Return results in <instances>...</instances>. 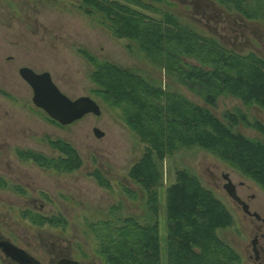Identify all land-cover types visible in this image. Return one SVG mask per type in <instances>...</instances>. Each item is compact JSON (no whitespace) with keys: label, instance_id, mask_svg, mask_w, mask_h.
I'll return each instance as SVG.
<instances>
[{"label":"trees","instance_id":"trees-1","mask_svg":"<svg viewBox=\"0 0 264 264\" xmlns=\"http://www.w3.org/2000/svg\"><path fill=\"white\" fill-rule=\"evenodd\" d=\"M78 1V9L85 15L96 18L113 36L134 42L138 51L162 65L167 76L199 95L208 106L219 96H231L248 108L258 106L264 111V57L253 50L238 52L213 34L201 33L198 25L187 19L191 25L182 22L166 0L158 5L153 3L160 0ZM215 1L248 20L264 17L263 0ZM83 55L94 67L89 79L95 95L119 109L122 121L144 144L128 176L145 191L153 216V221L140 223L132 216L115 215L118 205H113L112 219L100 221L94 228L98 254L106 264H161L158 216L159 189L163 187L166 264H239L238 251L218 234L234 223L227 205L187 168L176 170L174 179L164 187L162 162L181 148L197 147L264 190V141L235 130L243 124L264 138V123L241 111H226L223 120L210 108L162 87L135 68L91 53ZM46 143L58 152L56 157L33 151L23 157L57 171L72 172L80 167L82 160L69 142L47 138ZM36 214L30 213L32 222H46ZM49 222L54 223V217Z\"/></svg>","mask_w":264,"mask_h":264},{"label":"rangeland","instance_id":"rangeland-1","mask_svg":"<svg viewBox=\"0 0 264 264\" xmlns=\"http://www.w3.org/2000/svg\"><path fill=\"white\" fill-rule=\"evenodd\" d=\"M116 1L127 3V0ZM184 1L186 0L168 1V6L175 8L182 15L187 14L191 18L198 16L193 8L189 9L184 5ZM78 2L0 0V144L11 151L13 144L29 132L26 137L29 138L27 146L35 151L39 150L47 158L57 156L58 152L46 143L45 137L60 138L74 145L83 165L89 163V171L86 166L76 169L77 171L65 172L40 168L31 161L23 164L30 173L38 176L37 181L46 189L45 192L63 204L59 210L57 206H53V201L45 196V202L53 208V212H41L36 215L46 221L54 217V223L49 225L44 222L42 225H47L46 228L39 230L31 225L30 221L20 220L19 226L32 237L46 233L66 237L74 248L77 247L79 255L84 253L95 258L97 256L106 264L104 258L98 254L99 240L94 228L100 221L112 219L110 212L113 207L118 205V213H114L115 215L132 216L140 223L153 221V216L147 207L145 191L128 176L129 167L141 156L144 144L122 121L119 109L103 103L93 92L94 85L89 79V74L94 67L84 57V52L119 66L135 68L162 87L179 92L190 101L210 108L214 115L223 120L226 111H241L246 113L249 119L264 123V111L258 106L248 108L239 99L231 96H219L213 106H208L199 95L176 82L174 77L167 76L162 65L152 62L138 51L134 42L113 36L96 18L85 15L78 9ZM158 2L162 3L160 0L154 1L153 4L158 5ZM233 12L235 13V10ZM234 18L231 17V21H234ZM181 20L189 23L186 18ZM199 28L201 33H208L206 29L200 26ZM245 28L247 37L257 44L259 48L256 49H260V54L264 56V17L259 20L250 19ZM251 29L254 35L249 32ZM242 49L245 53L249 48ZM28 65L37 71L50 72L56 85L65 94L71 97L88 95L93 98L100 106V115L90 114L70 126H60L46 114L33 108L31 89L18 75V68ZM26 103L31 113L25 108ZM93 126L104 132L101 138L94 136ZM235 130L247 137L264 141L257 131L243 124L238 125ZM37 141L44 143V147L36 144ZM12 157L15 158V154ZM216 165L232 171L235 179L240 177L255 185V194L264 200V190L254 181L212 153L197 147L181 148L163 160L164 187L174 179L176 170L187 168L196 173L202 184L226 204L224 197L207 183L212 181L207 168L216 169ZM164 196V188L161 187L158 216L161 264H166ZM56 220L60 222L57 223ZM218 234L234 248L243 246L242 227L235 219L232 226L218 231ZM241 262L240 259L239 264Z\"/></svg>","mask_w":264,"mask_h":264},{"label":"flooded vegetation","instance_id":"flooded-vegetation-1","mask_svg":"<svg viewBox=\"0 0 264 264\" xmlns=\"http://www.w3.org/2000/svg\"><path fill=\"white\" fill-rule=\"evenodd\" d=\"M167 1L172 2V0ZM183 3L189 9L193 8V11L198 16L194 15L191 18L187 14L185 16L175 10L178 16L186 18L192 23L206 29L208 33L216 36L221 43L233 47L238 52L243 50L242 48H249L262 56L259 52L260 49H256L259 48L257 44L246 35L245 27H247V23L250 20L242 14L236 11L234 13L233 10L219 5L215 0H186ZM231 17H235V20L231 21ZM251 31L252 29L249 32ZM257 35L259 36V34ZM239 39L242 40L240 41ZM21 67H29L35 72H42L35 70V68L29 65ZM26 85L28 84L26 83ZM28 87L30 88L29 85ZM69 97L77 98L79 96ZM27 104H24L26 109ZM31 106L42 114H45L41 108L35 106L33 103ZM27 111L31 113L28 109ZM90 114L99 116L87 113L70 124L61 125L57 123L60 126H70ZM95 130L101 132V134L97 136ZM92 133L96 138H101L104 135V132L97 126L92 127ZM28 134L21 138L22 141L18 140L13 144L14 146L11 151L5 149L0 144V264H73L74 262L78 264H103L97 256L95 258V256H89V254L86 255L84 253L79 255L76 250L77 247L74 248L72 242L66 237L48 233L32 237L27 232L21 230L22 228L19 226L20 220L30 221V224L39 230L46 228L47 225H42L44 222L34 223L29 218L30 213L53 212V208L45 202V196L50 198L53 201V206H57L59 210L62 207L61 204H63L60 200H54L45 192L46 189L39 184L36 174L30 173L28 169L23 167L25 162L31 161L40 168H43L33 160L23 157V153L29 151L41 154L39 150L35 151L27 146L29 138L26 137H28ZM35 143L40 145V147H44L45 145L40 141ZM72 146L74 147V145ZM11 154H15L16 157L13 158ZM82 166H86L85 168L89 171V163L86 165L81 163L80 167ZM214 167L216 169L207 168V173L212 179L211 183H207H209L208 185L215 192L220 193L224 197L234 219L242 227L244 236L242 241L243 246L239 248L235 246L242 261L240 264H264V200L259 199L255 194V185L249 184L248 181L240 177L235 179L232 176V171L221 168V165ZM227 183L233 185L238 199H234L228 194L225 188ZM43 219L45 220V218ZM47 221L46 223L51 225ZM10 248L11 250H21L23 254L18 251V255H14ZM21 258L25 262H22Z\"/></svg>","mask_w":264,"mask_h":264},{"label":"water","instance_id":"water-1","mask_svg":"<svg viewBox=\"0 0 264 264\" xmlns=\"http://www.w3.org/2000/svg\"><path fill=\"white\" fill-rule=\"evenodd\" d=\"M18 72L32 90V103L59 124H70L87 113L99 115L100 106L93 98L88 95L70 98L59 89L48 71L35 72L29 67H21ZM95 133L97 136L101 134L96 130ZM225 188L232 198L238 199L231 183H227ZM18 251L11 250L14 255H18ZM21 261L25 262L22 258Z\"/></svg>","mask_w":264,"mask_h":264}]
</instances>
